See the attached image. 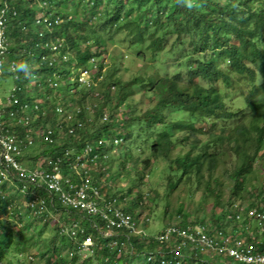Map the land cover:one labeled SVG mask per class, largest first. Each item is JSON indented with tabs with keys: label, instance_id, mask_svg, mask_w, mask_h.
<instances>
[{
	"label": "trees",
	"instance_id": "obj_1",
	"mask_svg": "<svg viewBox=\"0 0 264 264\" xmlns=\"http://www.w3.org/2000/svg\"><path fill=\"white\" fill-rule=\"evenodd\" d=\"M48 1L54 8H47L46 12L52 10L56 17L62 18L61 23L51 26L54 48L46 32L42 36L46 43L41 54V34L37 31L33 53L27 24L32 17L33 0H27L23 9L18 1L14 5L16 15L10 12L7 20L8 54L1 74L14 72L16 109L20 112L25 107L28 117L30 111L33 112L34 120L29 126H34L37 134L42 129L52 130L55 143H43L47 147L37 153L36 158L68 147L81 149L96 141L103 149V141L108 137L111 150L117 145L120 172H127L128 188L132 189L136 182L135 206L131 194L130 200L127 196L118 197L121 203L126 198L124 208L136 220L141 219L143 209L149 206L148 200L152 199L155 209L161 201L167 208L165 198L185 186L184 194L203 191L201 203L205 210L210 206L213 211L202 216V222L211 230L230 233L236 226L251 229L253 219L246 216L236 219L237 214L232 212L234 203L264 206V0L260 5H255L256 0H192L191 9L178 0ZM70 2L74 4L73 9H69ZM114 48L119 49L118 54L113 53ZM68 51L73 62L71 80L66 69L60 71L57 67L58 55L66 65ZM167 59L177 65L162 76L156 68ZM220 61L228 62L239 76L261 80L260 84H253L245 101V112L233 110L226 103L227 97L221 98L216 83H226L228 76L218 69L216 63ZM10 62H15L14 70L8 65ZM22 62H25L23 66ZM33 62L37 66L34 71ZM128 71L132 72L123 78L121 73ZM84 72H88L86 83L80 80V73ZM59 78L72 81L70 91L62 95V103ZM195 78L211 84L205 87ZM30 81H42L44 90L43 101L39 103L41 83L35 84L37 94L33 109ZM141 93L142 96L136 97ZM105 114L107 119L103 120ZM217 121L229 123L230 130L221 125L217 132ZM66 125L74 129L73 134L67 132ZM9 127L12 132L26 134V128L17 121L15 127ZM37 134H33L36 142ZM206 134L211 138L208 141L196 139ZM115 138L120 139L119 143H114ZM223 143L227 151L225 146L219 149ZM221 163L231 169L228 185L214 178ZM97 184L106 200L111 201L114 196L104 191L102 182ZM156 186L162 187V192ZM3 187L0 185V218H6L7 222L5 229L0 224V264L11 248L20 253L26 251L22 248L27 242V230L23 226V214L27 211L23 207L32 199L30 194L10 195ZM41 194L47 195L46 192ZM252 196L254 201L242 203ZM29 208L32 209L30 205ZM65 212L71 215L67 221L61 218ZM176 212L183 222L188 219L181 206ZM167 213L168 209L164 215ZM37 215L47 216L41 222L52 226L63 237L60 246L50 247L39 255L46 264L135 263L143 253L147 259L149 252H155L158 247L165 249L154 235L147 234L142 235L143 241L140 235L133 238V252L118 255L117 250L100 248L97 242L88 258L82 259L77 251L69 257V251L74 249L73 241L61 235V227L72 221H88L78 211L58 203H49L48 211ZM173 223H177L176 220L156 235ZM39 233L43 234L44 229ZM96 234L94 232L95 239ZM29 259L34 260V257L29 255ZM11 263L5 260V264Z\"/></svg>",
	"mask_w": 264,
	"mask_h": 264
},
{
	"label": "built area",
	"instance_id": "obj_2",
	"mask_svg": "<svg viewBox=\"0 0 264 264\" xmlns=\"http://www.w3.org/2000/svg\"><path fill=\"white\" fill-rule=\"evenodd\" d=\"M0 2L3 3L0 8L1 75L8 54L7 20L10 12L16 15L17 11L10 8L6 0ZM50 5L48 0H42L46 11L47 8H54ZM40 22L37 18L36 23ZM42 22L45 26H52L61 23V17H56L50 10L44 15ZM8 65L14 70L16 64L10 62ZM80 80L86 83L85 75L81 76ZM15 91L14 89L5 99L0 97V185L4 181L20 185L23 189L19 194L32 196L29 205L37 214L47 212L49 203H58L66 209L78 211L88 221H72L61 227V235L73 241L74 249L69 251V257H73L77 251L82 259L88 258L97 242L100 248L117 250L118 255L122 252H133L130 235H147L143 229V219L136 220L116 198L106 200L91 174V165L99 155L90 144L77 150L68 147L58 153L41 155L35 164H32V161H28V164L22 162L21 157L33 145L30 136L32 128L29 126L31 121L23 109L20 112L17 109L10 112V115H15L18 119L17 123L22 125L23 129L26 128L24 137L12 132L3 121L6 105L18 104ZM20 108L21 105L18 109ZM106 119L105 114L103 120ZM66 127L69 134L74 133L70 125ZM40 133L49 145L55 143L51 129L47 128ZM113 140L114 143H119L120 139ZM41 192H46L47 195L43 196ZM233 208L235 211L232 214H237L236 219L241 220L246 216L255 220L258 225L257 232H245L247 228L236 226L230 233H225L219 229L211 230V227L202 221L187 219L183 222L177 215V223L167 226L161 234L154 235L159 243L165 245V249L158 247L155 252H149L147 260L159 261V264H170L171 261L180 264L183 258L206 254L229 258L239 264H264V206L234 203ZM94 232L97 233L96 239ZM245 234H248V237Z\"/></svg>",
	"mask_w": 264,
	"mask_h": 264
},
{
	"label": "rangeland",
	"instance_id": "obj_3",
	"mask_svg": "<svg viewBox=\"0 0 264 264\" xmlns=\"http://www.w3.org/2000/svg\"><path fill=\"white\" fill-rule=\"evenodd\" d=\"M18 1L21 4L22 9L27 6V2H26L27 0H6L10 8H14V5ZM261 3H262L261 0L255 1V5H260ZM73 7H74L73 2H70L69 9H73ZM254 8H256V6H254ZM31 13H32V17L30 21L27 20V24L30 27L31 40H32V44H30V48L34 53V50H35L34 35L38 31L41 34V37L39 38V51L42 54L44 47H45V43H46V40H44L42 36H44L46 32L48 33V36L50 37L49 41L51 43L50 42L49 43L51 44V48H54V45H55L54 40H51L53 36L52 35L53 27L45 26L42 22L44 15L46 14V9L45 7L42 6V0H33V3H31ZM37 18L41 21L39 25L36 24ZM61 21H62V18H61ZM28 48H29V43H28ZM118 51H119L118 48L113 49L114 54H118ZM71 56L72 55L68 51L66 53V57L68 60L66 62V65L64 64L63 57L61 55H58L57 57V67L60 69V71H62L63 69H66V71L68 72V80L72 79L73 62H72ZM108 60H110V58H108ZM24 64L25 62L21 63L22 66ZM139 64H141V62ZM216 64H217L218 69L223 71L228 76V81L226 83H220V82L216 83L217 88L220 90L221 98L225 99V96H226L227 97L226 103L228 107L232 108L233 110L242 109L245 112V109H246L245 101L250 96V92L253 87V84L254 85L260 84L261 82L260 78L257 77L254 80H249L247 79L246 76H239L237 73H234V71L229 66L228 62L226 61H220L219 63L217 62ZM176 65L177 64L175 62H172L170 59H167L166 61L158 63V66L156 69L161 73L162 76H165L169 74V72L171 71L170 67H173ZM36 67L37 66L33 62L32 68H31L32 71H34ZM38 69L41 70V68H38ZM130 72L132 71L122 72L121 73L122 77L127 78L130 75ZM80 74L83 77L85 75V78L88 81V72H86V74L85 73H80ZM194 80L198 84H201L205 87H209L211 84L210 82H205V80H202L200 78H195ZM250 81H254V82H250ZM37 82L41 83L40 88H38V91H39L38 102L39 103L42 102L44 98V90L42 87V81H30L29 93H30V98H31L30 103H31L32 109L36 102L35 99H36L37 92H36L35 84ZM71 82L72 81H66V82L61 81V79L59 78L58 92L60 94L61 103H62L61 99H62L63 93H68L72 87ZM83 82L84 81H82V83ZM16 86H17V81L15 80L14 72H12L11 74L0 75V97L2 99L9 97L13 93V90L14 89L16 90L17 88ZM22 87H23L22 88L23 98L25 99L26 87L24 83L22 84ZM28 87H29V84H28ZM70 96L71 94H69V98ZM140 96H142V93L138 94L136 97H140ZM144 108L145 106H143V109ZM15 109H16V106L13 104H7L5 107V113H3V121L7 126H12V127L16 126V119H17L16 116L10 115V112L14 111ZM24 109L25 107L23 108V110ZM26 117H28V115ZM29 119L31 122H33L34 120L32 111H30ZM215 125H216L215 130L217 132L221 129L220 128L221 125H225L226 126L225 128L227 130L228 129L230 130L229 123L227 122L217 121ZM232 125H234V122L232 123ZM31 128H32V131L30 132V136L33 140V145H31L30 148L27 149V151L21 157V160L24 163H27L28 161L29 162L32 161L31 163L35 164L36 160L41 155H43L41 154L38 158H36L37 153H41L47 146L44 147L45 145H43V143L45 144L46 141H44L43 137L41 136V133L37 134V131L34 128V126H31ZM20 129H17V130H20ZM42 130H45V129H42ZM207 131L210 133H213L209 128H207ZM33 134L38 135V142H36L37 138H36V141L34 140ZM20 136L24 137V135H20ZM196 139L201 140V141H206V140L208 141L211 138H209V134H206V135H199ZM59 142L60 141H58V143ZM108 142H109L108 137H105L103 141L104 143L103 149H101V145L99 144L100 142L98 143L96 141L95 142L96 144H90L95 149L96 153L99 155V158L91 165V174H92L93 180L95 184H97V182H102L104 191L109 193L111 197L114 196V198H116L120 202L121 200L118 197L127 196L128 197L127 200H130L131 197L129 196V194H131L132 202L134 203L133 199H134V194L137 188L136 182L135 181L133 182L132 189L128 188L127 172L124 170H123V173L120 172L121 168L119 166V161H118L117 145L115 144L113 146V149L111 150V147L108 146ZM225 145L226 143L221 144L219 146V149L224 147ZM225 150L227 151L226 146H225ZM99 153L100 154L103 153V155L100 156ZM110 157H111V160H110ZM156 164H159V162H156ZM221 165L222 166H220L218 170L214 172V178L218 180L220 184L228 185L230 184V181H231V178L229 176L231 169L229 168V166L227 167L223 166L222 163ZM133 179H134V176H133ZM1 185H4L3 187L4 191L10 195H12L13 193L19 194L20 191L23 189L17 183H12V182L4 181ZM156 187L159 191L162 192L163 190L162 187L160 186H156ZM184 188L185 186H182L177 191L173 192L172 196H167L165 198V203L167 204V208H164L163 206L164 203L161 201L159 204V207L155 209L152 203V199L148 200L149 206H146L143 209V214L141 215L142 216L141 219H143V223H142L143 229L147 234L156 235V233L162 231L167 224L174 222L175 217L178 215L176 211L180 206L183 208V210L187 212V217L188 219H191V220L201 219V221H203L202 216H206L205 214L211 213L213 211V209L210 206L208 210H205V208L203 207L204 204L201 203V201H203L204 199L202 196L203 195L202 190H199L197 192L187 191L184 194L183 193ZM125 199H126L125 197L124 199H122V204L125 203L124 202ZM209 200L211 201L212 199H209ZM254 200L255 199L252 196L251 198L246 199L242 203L244 202L248 203ZM134 206H135V203H134ZM167 209H168V213L164 215V211ZM23 210L27 211L26 214H23V220H24L23 226H24V229L27 230L25 231L27 242L23 244L24 247H22L26 251L20 253V252H17L14 248H11L8 251V253H5L4 255L5 259L3 261V264H5V260L7 259L11 260L12 262L11 264H46L45 261L42 260V257L39 255H43L44 252H46L47 249H49L50 247L60 246L61 242H63V237L60 236L57 232H55L52 226H47L41 222V221H44V219H47V216L45 215L41 216V215L35 214L34 209L29 208V204L25 205L23 207ZM144 216L147 217L148 220H146ZM61 218L64 221H67L69 218H71V215L65 212L62 214ZM13 220L16 221V223L19 222V220H17L16 218H13ZM251 221H253L251 223L253 227L249 230H245V232H252V233L257 232L258 230L257 222L255 220H251ZM6 222H7L6 218H0V224L3 229H5ZM13 224H15V222H13ZM13 224L11 226H13ZM256 227H257V230H256ZM42 229H44V233L40 234L39 230H42ZM262 236L264 237V233L262 234ZM135 237H138V236L134 234L131 235V242L133 241V238ZM139 237H141L140 241H143L142 239L143 236L140 235ZM187 252L189 253L190 250H188ZM29 255H32L34 257V260L30 261ZM211 258L212 257L210 255L200 254V256L197 255L193 259H189V258L181 259L180 264H236L234 262H231L230 260H229L230 263H227V262L223 263L218 257L215 259L213 258L211 259ZM119 264H159V261L150 262L146 259V256L143 253L141 254V258L139 260H136L135 263L130 261L129 263L121 262ZM170 264H175V261H171Z\"/></svg>",
	"mask_w": 264,
	"mask_h": 264
},
{
	"label": "crops",
	"instance_id": "obj_4",
	"mask_svg": "<svg viewBox=\"0 0 264 264\" xmlns=\"http://www.w3.org/2000/svg\"><path fill=\"white\" fill-rule=\"evenodd\" d=\"M25 164H28V162L25 163ZM245 236L248 237V234H245ZM210 256H211L213 259H215V258L218 257V258L221 260V262H223V263H226V262H227V263H230V262H229V259H227V258H225V257H219V256H215V255H214V256L210 255ZM212 258H211V259H212ZM230 261L233 262L232 260H230ZM234 263H235V262H234Z\"/></svg>",
	"mask_w": 264,
	"mask_h": 264
},
{
	"label": "clouds",
	"instance_id": "obj_5",
	"mask_svg": "<svg viewBox=\"0 0 264 264\" xmlns=\"http://www.w3.org/2000/svg\"><path fill=\"white\" fill-rule=\"evenodd\" d=\"M178 2L180 3H186V6L191 9L194 7V4L192 2V0H178Z\"/></svg>",
	"mask_w": 264,
	"mask_h": 264
}]
</instances>
